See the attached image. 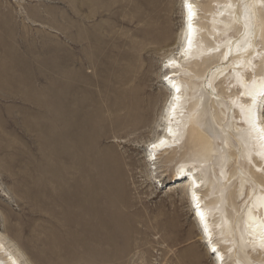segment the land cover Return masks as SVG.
I'll use <instances>...</instances> for the list:
<instances>
[{"label":"rangeland","instance_id":"obj_1","mask_svg":"<svg viewBox=\"0 0 264 264\" xmlns=\"http://www.w3.org/2000/svg\"><path fill=\"white\" fill-rule=\"evenodd\" d=\"M236 1L241 32L228 61L215 52L179 76L186 92L200 83L222 126L235 124L223 78L235 69L236 50L246 41L252 50L256 42L264 46V0L251 22L242 8L248 0ZM212 2L197 3L200 24ZM157 5L0 0V234L21 264H212L182 189L171 182L180 163L205 155L192 125L181 147L155 152V165L146 162L168 91L164 57L181 23L180 0H168L160 12ZM166 13L171 33L160 42L151 37ZM257 71L264 74V60ZM230 153L231 165L236 148ZM239 171L230 167L231 175ZM236 190L233 182L229 206L244 203ZM6 254L1 250V260Z\"/></svg>","mask_w":264,"mask_h":264},{"label":"bare ground","instance_id":"obj_2","mask_svg":"<svg viewBox=\"0 0 264 264\" xmlns=\"http://www.w3.org/2000/svg\"><path fill=\"white\" fill-rule=\"evenodd\" d=\"M167 1L156 0L159 12ZM181 1L177 43L169 49L162 65L168 91L164 108L159 113L160 130L145 145L149 157L146 162L155 165V152L181 147L186 139L185 128L191 124L193 136L202 144L205 155L196 163H180L171 182L174 186L179 184L182 189L204 252L210 256L212 264H228V257L231 264H264V183L257 180L264 177V74L257 71L264 60V46L256 42V48L252 50L246 41L236 50L232 63L235 69L223 78L226 89L223 97L233 112L235 124L222 126L224 121H219L205 102L200 83L190 85V91L186 92V84L179 76L189 72L186 64L203 65L215 56V52H219L216 56L221 59L227 58L228 51L232 50V40L241 32V28L235 31L236 12L241 7L236 0H210L213 5L203 25L199 23L197 3L208 0H184L183 7ZM257 4V0H248L242 5L251 12L248 15L250 22L252 15L257 16ZM223 15L226 17L223 18ZM163 16L154 27L155 37H151L160 42L168 41L171 33L172 17L169 13ZM201 32H205L207 39H213V43L205 42ZM245 38L244 35L242 40L238 39L237 46ZM243 52L246 54H241ZM216 79L213 76L211 81ZM192 101L195 103L188 111ZM229 132L232 139H236L235 145L230 141ZM234 147L236 153H233L230 165V152ZM234 164H238L240 171L231 175L230 167ZM157 168L153 166L154 171ZM155 182H160L157 177ZM233 182L244 202L242 205H228L227 192ZM203 187L206 193L202 197L200 192ZM1 250L7 254L2 260L0 258V264H21L19 253L6 244L0 234Z\"/></svg>","mask_w":264,"mask_h":264}]
</instances>
